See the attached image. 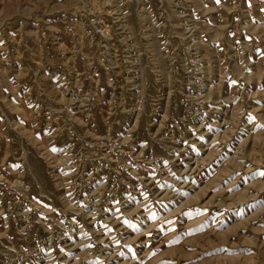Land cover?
Wrapping results in <instances>:
<instances>
[{
  "label": "rangeland",
  "instance_id": "374dc122",
  "mask_svg": "<svg viewBox=\"0 0 264 264\" xmlns=\"http://www.w3.org/2000/svg\"><path fill=\"white\" fill-rule=\"evenodd\" d=\"M0 264H264V0H0Z\"/></svg>",
  "mask_w": 264,
  "mask_h": 264
}]
</instances>
